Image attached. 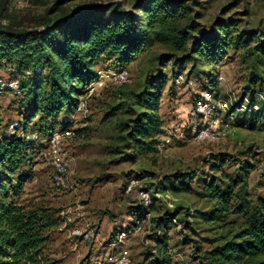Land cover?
<instances>
[{
  "label": "rangeland",
  "instance_id": "1",
  "mask_svg": "<svg viewBox=\"0 0 264 264\" xmlns=\"http://www.w3.org/2000/svg\"><path fill=\"white\" fill-rule=\"evenodd\" d=\"M55 1L0 0V20L11 27H38L40 17ZM93 1L109 0H74L64 7ZM122 1L129 2L127 7L133 2ZM189 1L195 14L191 19L201 26L210 27L218 17H235L240 30L264 33V0ZM170 52L160 42L148 46L128 66L130 80L122 86L107 76L120 70V65L99 57L93 67L97 78L82 89L80 105L58 116L43 110L49 91L43 76L20 72L14 63L0 61V80L19 77L25 87L22 96L7 91L0 97L3 122H23L37 111L27 135L37 142L36 152L18 171L30 177L25 179L20 202L28 208H49L58 217L44 250L58 264H103L107 254L123 249L130 251L131 264H143L155 251L162 234L157 222L166 214L175 217L169 232L174 264H199L198 246L209 249L244 224L235 207L251 209L264 198V64L245 49L230 48L217 63H178L164 57L159 66L158 56ZM149 73L165 75L150 84L162 95L163 133L156 153L134 161L118 141V124L134 117L136 94ZM208 90L217 107L206 118L196 107ZM67 123L81 133L64 141L68 173L66 183L60 185L54 181L50 135ZM207 126L220 136L197 140L196 133ZM17 133L24 135L25 129ZM247 163L254 168L246 175ZM168 178L187 189L166 188L169 185L163 182ZM132 180L138 183L129 188ZM209 183L220 191L233 188L235 198L228 214L212 213L222 202L213 198ZM143 191L150 193V205L143 203ZM74 228L90 232V237L74 236ZM123 231L127 236L120 241Z\"/></svg>",
  "mask_w": 264,
  "mask_h": 264
},
{
  "label": "trees",
  "instance_id": "2",
  "mask_svg": "<svg viewBox=\"0 0 264 264\" xmlns=\"http://www.w3.org/2000/svg\"><path fill=\"white\" fill-rule=\"evenodd\" d=\"M72 1L56 0L35 28L11 27L0 20V61L7 60L20 72L45 78L49 91L43 110L51 116L80 105L82 89L97 78L93 67L99 57L115 60L120 69H127L156 42L171 50L158 56L159 66L165 62L164 57L178 63L191 60L217 63L230 48L245 49L264 64L263 32L240 30L241 23L235 17H218L210 27L201 26L191 19L195 14L189 0H133L131 7H127V1L109 0L64 7ZM231 9L233 5L223 13ZM158 79H165V75H146L134 102L138 110L134 117L118 124V141L134 161L156 153L161 142L162 95L150 86ZM20 90L22 96L25 87L21 79ZM36 114L37 111L32 112L28 120L18 121L16 131L11 133V123H4L0 113V264H58L44 254L49 230L59 224L58 217L49 208H28L20 202L25 179L30 177L18 175V171L36 152L37 142L27 137ZM21 127L25 129L24 135L17 133ZM70 127L69 123L62 126ZM261 127L264 129V115ZM79 133L75 130V136ZM253 168L247 163L246 175ZM176 182L171 184L168 178L163 185H169L168 189H187ZM208 188L213 198L222 202L212 213L228 214L235 198L233 188L220 191L214 183H209ZM235 211L244 217V224L230 230L209 249L198 246L199 264H264V198L251 209L238 205ZM174 218L173 214H166L159 219L157 228L162 234L157 238L155 251L145 257L143 264H174L169 233Z\"/></svg>",
  "mask_w": 264,
  "mask_h": 264
},
{
  "label": "built area",
  "instance_id": "3",
  "mask_svg": "<svg viewBox=\"0 0 264 264\" xmlns=\"http://www.w3.org/2000/svg\"><path fill=\"white\" fill-rule=\"evenodd\" d=\"M111 80L119 85L129 82L130 75L127 69H120L118 71H113L107 75ZM11 91L15 95H20V78L11 77L7 80H0V97ZM214 94L211 90L205 91L201 100L197 102V112L204 117H210L216 109V104L214 103ZM18 126L17 122H13L9 126V131L14 133ZM75 136V131L73 128H56L50 135V150L51 158L55 167L54 181L57 184L64 185L66 183V175L68 173V155L66 150H64L65 139ZM220 136L219 132L213 131L210 127H203L196 133L197 140H203L208 138H218ZM2 136L0 135V140ZM137 180H132L129 188H132L134 184H137ZM141 197L145 205H150L152 203V197L148 191L141 192ZM74 236H81L84 239L90 237V232H85L79 228H74L72 230ZM127 236V232L123 231L119 240L122 241ZM132 258L131 253L128 249L120 250L116 253L107 254L103 264H131Z\"/></svg>",
  "mask_w": 264,
  "mask_h": 264
}]
</instances>
